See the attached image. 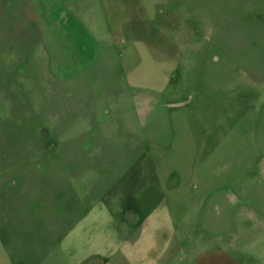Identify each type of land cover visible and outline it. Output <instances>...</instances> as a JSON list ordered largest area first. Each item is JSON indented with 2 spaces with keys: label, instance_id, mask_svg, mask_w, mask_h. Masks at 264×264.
<instances>
[{
  "label": "rangeland",
  "instance_id": "rangeland-1",
  "mask_svg": "<svg viewBox=\"0 0 264 264\" xmlns=\"http://www.w3.org/2000/svg\"><path fill=\"white\" fill-rule=\"evenodd\" d=\"M0 264H264V0H0Z\"/></svg>",
  "mask_w": 264,
  "mask_h": 264
}]
</instances>
